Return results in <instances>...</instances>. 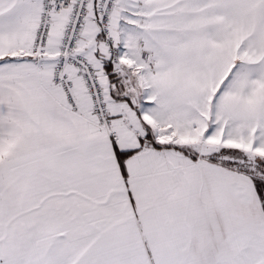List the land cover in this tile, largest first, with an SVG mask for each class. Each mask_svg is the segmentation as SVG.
<instances>
[{"label": "snow or ice", "instance_id": "obj_1", "mask_svg": "<svg viewBox=\"0 0 264 264\" xmlns=\"http://www.w3.org/2000/svg\"><path fill=\"white\" fill-rule=\"evenodd\" d=\"M0 264H264V0H0Z\"/></svg>", "mask_w": 264, "mask_h": 264}]
</instances>
